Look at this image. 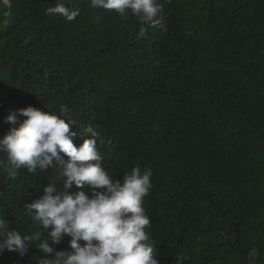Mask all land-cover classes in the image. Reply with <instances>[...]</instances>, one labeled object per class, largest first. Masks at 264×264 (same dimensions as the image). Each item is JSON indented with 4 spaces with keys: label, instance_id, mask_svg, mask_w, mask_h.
<instances>
[{
    "label": "trees",
    "instance_id": "1",
    "mask_svg": "<svg viewBox=\"0 0 264 264\" xmlns=\"http://www.w3.org/2000/svg\"><path fill=\"white\" fill-rule=\"evenodd\" d=\"M58 2L79 15H48ZM159 2L164 26L147 38L135 17L89 0L0 5V138L13 110L66 106L74 144L91 124L110 175L151 169L145 231L159 264H264V0ZM52 182L63 185L55 169H0L8 230H42L25 205ZM70 239L49 243L70 250ZM45 258L33 243L23 256L5 250L0 264Z\"/></svg>",
    "mask_w": 264,
    "mask_h": 264
},
{
    "label": "clouds",
    "instance_id": "2",
    "mask_svg": "<svg viewBox=\"0 0 264 264\" xmlns=\"http://www.w3.org/2000/svg\"><path fill=\"white\" fill-rule=\"evenodd\" d=\"M89 2L93 8L114 11L122 20L135 17L139 38H147L149 28L164 26L159 0ZM0 5L10 8L11 0H0ZM46 12L67 21L79 15L78 9L62 2ZM5 123L12 127L0 138V154L6 156L0 169L12 178L22 168L33 174L55 169L63 185L50 183L42 196L25 205L26 214L39 222L41 231L22 235L8 230L0 214V255L7 250L23 256L35 243L48 257L42 264H159L145 231L151 226L143 207L152 188L150 168L137 164L122 179L110 175L97 148L99 133L91 124L84 129L88 138L79 147L74 144V138H81L74 130L78 122L66 106H61L60 115L34 106L16 109L5 117ZM73 186L80 190L70 191ZM65 236L71 238L70 250L50 246V241L59 244Z\"/></svg>",
    "mask_w": 264,
    "mask_h": 264
}]
</instances>
